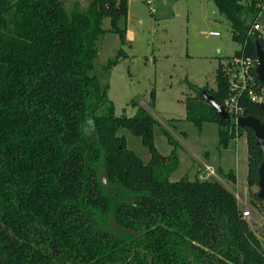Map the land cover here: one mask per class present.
Wrapping results in <instances>:
<instances>
[{"label": "trees", "instance_id": "1", "mask_svg": "<svg viewBox=\"0 0 264 264\" xmlns=\"http://www.w3.org/2000/svg\"><path fill=\"white\" fill-rule=\"evenodd\" d=\"M212 1L240 45L227 64L241 56L254 62L264 34L252 24L264 0ZM126 15L127 0L73 2L69 10L63 0H0V264H264L234 194L216 180L170 181L178 166L171 133L137 102L132 116L114 114L101 75L124 55ZM107 31L120 48L97 70ZM217 63L215 87L187 82L185 120L198 129L215 123L224 148L245 135L248 204L264 215L253 189L262 160L256 138L210 102L224 108L230 94L227 66ZM251 74L258 92L264 83ZM238 104L243 116L264 119L245 92ZM158 126L174 145L163 158L153 145ZM121 128L140 137L147 162L127 147ZM221 173L235 182L232 169Z\"/></svg>", "mask_w": 264, "mask_h": 264}, {"label": "rangeland", "instance_id": "2", "mask_svg": "<svg viewBox=\"0 0 264 264\" xmlns=\"http://www.w3.org/2000/svg\"><path fill=\"white\" fill-rule=\"evenodd\" d=\"M63 1L69 10L71 3L85 5L88 0ZM162 1L153 0V14L145 2L127 0V15L125 20H120L119 25L132 28L135 32L134 41L122 47L124 55L121 60L108 74L101 75L103 83L108 85L107 94L114 105V114L132 116L136 110L132 101L147 109L176 140L178 166L171 174L170 181L186 176L189 179H210L222 183L238 197L237 203L241 209L244 204L250 209L247 221L264 248V215L249 206L247 190L245 195V135L234 138L224 148L218 145L215 123H203L198 129L185 120L184 100L192 95L187 82L198 87H215L214 75L218 59L228 68L230 64H227L226 59L233 56L240 45L231 39L229 24L217 11L212 0ZM137 19L141 22L138 23ZM258 22L264 34V6ZM102 27L109 29L108 18L103 20ZM209 31H216L219 35H209ZM97 47L95 65L100 70V66L107 59L113 58L120 48L118 35L105 32ZM152 91L154 101L150 105ZM156 128L153 145L165 157L174 145L168 143L160 132V126ZM118 134L123 135L129 149L143 161H148L150 153L140 137L124 128L119 129ZM230 169L235 172L234 183L221 173ZM194 173H198V176L193 177ZM103 179L106 183L104 175Z\"/></svg>", "mask_w": 264, "mask_h": 264}, {"label": "built area", "instance_id": "3", "mask_svg": "<svg viewBox=\"0 0 264 264\" xmlns=\"http://www.w3.org/2000/svg\"><path fill=\"white\" fill-rule=\"evenodd\" d=\"M141 1L145 2L149 7L150 12L154 14V7L152 5L153 0ZM241 2L248 3L251 2V0H241ZM259 6L263 8L264 3ZM260 14L261 12L258 14V17ZM252 30H260L258 20L252 24ZM208 34L215 36L219 35L216 31H209ZM255 65L256 61L254 60L253 62L249 57H234L233 60H231L230 66L227 68L228 70H226L229 73L228 85L230 94L224 102V109L233 116L235 127H238L236 120L243 116L242 109L238 104V97L241 93L245 92L248 97L257 104L264 103V87L259 88L258 92H256L254 88V79L251 74V69H255ZM207 174L209 173L207 172ZM236 199L238 200L237 196ZM241 213L242 217L247 219L250 216V209L244 204Z\"/></svg>", "mask_w": 264, "mask_h": 264}, {"label": "water", "instance_id": "4", "mask_svg": "<svg viewBox=\"0 0 264 264\" xmlns=\"http://www.w3.org/2000/svg\"><path fill=\"white\" fill-rule=\"evenodd\" d=\"M255 55H256L255 76L260 83H264V47H261L258 43H256ZM210 102L212 104V108L223 120H225L228 123L234 124V118L231 114H229L215 100L211 99ZM258 105L264 111V103H260ZM236 122L238 127L250 129L256 138V143L259 147L258 153L262 158L258 168L256 196L264 203V119L260 121L251 116H242L239 117L236 120ZM100 180L104 185V179L102 173L100 174ZM262 232L264 238V223H263Z\"/></svg>", "mask_w": 264, "mask_h": 264}, {"label": "crops", "instance_id": "5", "mask_svg": "<svg viewBox=\"0 0 264 264\" xmlns=\"http://www.w3.org/2000/svg\"><path fill=\"white\" fill-rule=\"evenodd\" d=\"M164 1V0H163ZM162 1V2H163ZM137 22L138 23H140L141 22V20L140 19H137ZM125 38H126V41H127V45H129L132 41H134V38H135V32L132 30V28H130V27H126L125 28ZM126 46V45H125ZM124 46V47H125ZM235 173V172H234ZM195 176H198V173H194L193 174V177H195ZM246 190H247V188L245 189V195H246ZM235 197H236V195H235ZM246 197V196H245ZM245 202V201H244Z\"/></svg>", "mask_w": 264, "mask_h": 264}]
</instances>
